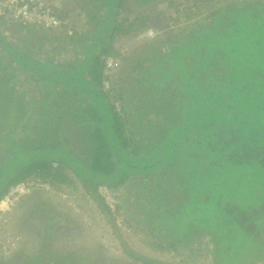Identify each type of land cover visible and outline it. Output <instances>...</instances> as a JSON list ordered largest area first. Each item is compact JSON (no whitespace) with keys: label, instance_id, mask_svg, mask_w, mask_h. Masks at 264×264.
I'll list each match as a JSON object with an SVG mask.
<instances>
[{"label":"trees","instance_id":"trees-1","mask_svg":"<svg viewBox=\"0 0 264 264\" xmlns=\"http://www.w3.org/2000/svg\"><path fill=\"white\" fill-rule=\"evenodd\" d=\"M103 4L107 5L103 8L104 30L86 37L85 41H90L88 44H83L85 42L83 33L75 29L73 25L78 15H81V18H87L84 22L98 18L96 14L89 17L93 10L100 13L95 4L88 5L86 8L79 6V9L74 11L64 3L62 5L53 3L61 19L67 21L59 29L43 30L12 23L18 29L28 28V32L35 31L48 38L55 37L57 40H60L62 36L63 40L67 41L77 37L81 38L83 46L80 51L83 57L75 67L67 65V68H64L61 63L57 66H50V60L44 61L31 57L23 50L11 48L0 33V44L8 48L9 52L14 55V59L24 64L26 72L31 73L39 86L45 84L46 88H50L54 84L64 87L66 94L73 89L90 97L89 104L86 103L89 108L86 113L91 115L87 120L89 128L92 129L90 138L94 142L90 158L84 162V159L78 158L73 150L65 147V138L60 134L62 127L57 126L49 142L39 143L41 141L39 139L36 141L38 144L33 148L57 149L58 146L62 150H56V154L43 159L30 158L26 163L13 164V169L7 175L6 181L0 183V199L11 185L32 178L44 183L49 182L53 186L60 183L71 184V179L66 172L70 168L81 184L86 187L87 192L91 195L97 194L96 198L102 203L105 211L111 212L110 207L98 195L99 186L107 185L119 189L133 175H140L149 183L155 182L152 185L148 184L149 186L145 189L149 191L146 200L150 204L143 211L144 217L146 219L155 217L156 224L162 223L164 233H168L169 237H180L183 231L190 230H186L187 227L192 229L189 239L198 234L202 228L209 230L212 233L214 247L218 250L216 264H242L239 261L242 257L245 260L247 258L251 260L257 254L260 255L261 251L264 252V242L261 240L264 228V194L259 196L257 190L252 192L248 184L244 185L243 175L238 176L235 169L241 163H258L264 166V120L263 118L258 120L259 129L257 130L249 117L252 114L253 116L258 115L259 118L264 112V29L259 26V17L264 14V3L261 4L258 1L254 4L243 2L235 6L228 5L223 10L210 15L213 23L208 32L182 41L177 46L173 45L171 52L165 51L158 54L157 61L147 68L146 74L158 77L154 83L158 97L159 93L166 99L168 96H173L172 100H176L178 108L187 112L186 114L181 112V118L177 121H173L176 119L170 122L162 121L160 115L158 116L159 121H149L151 128L162 133L152 141H148L146 137H138L133 128H127V110L125 111L119 100L120 109H118L113 100L117 96L120 98V93L116 92L110 97L109 89L106 90L103 84V81L109 77L105 74V60L108 55L113 54L111 52L113 46H105L104 37L109 35L112 40L118 32L127 33L139 25L144 26L145 19L150 17L134 16L126 27L124 22L128 18L124 17L115 21L111 32L107 34L109 21L112 22L111 19L113 20V17L119 13L116 6L121 5L122 0H104ZM0 20L12 25L5 16L0 17ZM71 22L74 24L72 25ZM69 28L73 29L71 34L67 31ZM241 48L249 51V55L246 54L245 58H242L239 50ZM137 65L142 66L141 62ZM247 66L252 69L251 74L243 75L238 72V70L242 72ZM224 68L228 70L224 73L229 76L228 81L223 79L224 82L222 81L220 86H217L214 80L222 75L221 70ZM111 89L110 93L114 92ZM172 91L173 95H170ZM40 96L44 98L39 100V107L49 108L50 104L47 101L50 96L48 94L42 95L38 92L33 102L37 104V97ZM33 102L26 104L29 106L28 109L33 107ZM175 104L172 102L168 106ZM162 107L167 106L162 103ZM188 108L191 109L190 112ZM228 109L233 110L230 115ZM154 110L152 108V111ZM190 115L191 118H186ZM63 118L62 115L57 117V124L62 123ZM242 124L249 132L244 136L240 135ZM1 133L3 138L10 139L8 150L11 157L5 163L13 162L12 160L17 155L20 157L25 155V152L28 154V151L20 146L22 140H28L26 131L19 134V139L15 137L18 133H12V136L8 137L5 134L6 131ZM229 136L234 143L231 147H229L230 144L224 143ZM234 146H238L240 150L233 148ZM159 152L160 155H156ZM236 153L238 157L235 156ZM243 156L246 159H239ZM180 158L186 159L190 164L192 163L191 158L197 161L192 167L190 165H188L189 168L183 167L182 176L173 179L174 170L182 165L178 160ZM229 158L233 159L230 161L232 164L230 170L227 168ZM200 171L205 174L204 182L203 179L200 181L198 176ZM260 184L264 186V172L261 175ZM207 189L208 196L205 195V198L208 199V203L210 199H215V206L223 210L225 220L213 218L211 223L208 222L206 225L202 222L195 224L194 221H201L198 217L204 214L198 210L196 212L198 217H194L195 213L192 216L197 208L192 207L191 199L196 198L195 195L200 197L201 193ZM166 190L169 191L166 192ZM175 195L178 196L174 198ZM259 202L262 203L260 207L262 210L255 217L251 213H253V206L256 207ZM241 209L248 211L244 217L240 216L243 214ZM202 211L205 213L207 209ZM164 217L165 221H162ZM248 218L250 222L246 226L244 222ZM224 221L238 231L241 227H246L245 229L251 232L258 250L254 254L251 251L244 253L243 250L236 249V240L232 242L233 236L227 240L222 238L219 230L224 227ZM155 226L150 227V232L156 229ZM126 250L136 260L154 262L153 258L152 260L141 257L129 248Z\"/></svg>","mask_w":264,"mask_h":264},{"label":"rangeland","instance_id":"rangeland-1","mask_svg":"<svg viewBox=\"0 0 264 264\" xmlns=\"http://www.w3.org/2000/svg\"><path fill=\"white\" fill-rule=\"evenodd\" d=\"M48 1L59 5L64 3L74 11L79 9V6L86 8L88 5L95 4L100 13L93 10L89 17L96 14L98 18L84 22V19L87 18H81V15H78L76 23L73 25L71 22L75 29L83 33L84 41L86 37L104 30L103 8H105L104 5L107 6L103 4L104 0ZM258 1L261 4L264 3V0H122V4L116 6L119 13L113 17V20L111 19L112 22L109 21L107 34L111 32L115 21L124 17L128 18L124 22L125 27L134 16L146 15L150 17L145 19L144 26L139 25L127 33L118 32L112 40L109 35L104 37L105 46H113L111 52L116 58L115 68L108 77V84L104 85V88L109 89L110 97L111 94L120 93L121 97L117 96L119 99L117 97L112 99L118 109L122 103V107L125 111L127 110V128H133L138 137H146L148 141H152L162 133L151 128L152 125L148 123L149 121H159L160 117L162 121L170 122L172 119L177 121L181 118V112L183 114L187 112L178 108L176 100H172L173 96H168L166 99L159 93L158 97L154 87L158 77L146 74L147 68L157 61L159 53L171 52L173 45L177 46L182 41L208 32L213 23L210 18L212 13L221 11L231 4L234 6L243 2L254 4ZM259 18V26L264 29V14ZM10 23L14 22L10 21ZM27 30L28 28L18 29L16 25H10L9 22L0 20V33L11 45V48L23 50L29 56L44 61L50 60V66H57L59 63L64 68H67V65L77 66L83 57V53L80 51L81 46L90 42L85 41L82 44L83 40L78 37L67 41L63 40V36L57 40L50 35L48 38L41 33L28 32ZM89 39L91 40V38ZM239 50L242 53V58H245L249 52L248 49L241 48ZM13 56L8 48H4L0 44V167L2 166L0 168V183L6 181L7 175L13 169V164L26 163L30 158L43 159L56 154V150L61 151L62 148L58 146L57 149L33 148L38 144L36 141L39 139H41L39 143L49 142L50 137L55 134L57 126L62 127L60 134L65 138V147L73 150L78 158L84 159V162L88 161L94 146V142L90 138L92 129L89 128L88 121L91 115L86 113L89 110L86 103L90 97L73 89H70L66 94L64 87L54 84L50 88H46L45 84L39 86L31 73L26 72L24 64L14 59ZM139 62L142 66L137 65ZM221 71L222 75L214 80L217 86H220L223 79L228 81L229 78L224 74L228 72L227 69L224 68ZM238 72L249 75L253 71L247 66L242 72L240 70ZM55 86L57 88L53 90ZM110 88L114 92L110 93ZM43 90L45 91L42 92ZM38 92L50 96L47 101L50 104L49 108L39 107V100L44 98L42 96L37 97V104L33 102ZM170 95H173V91ZM171 101L176 104L168 106L172 103ZM29 102L34 104L31 109L26 106ZM162 103L167 107H162ZM152 108L155 110L152 111ZM187 110L191 111L189 108ZM232 111L228 109V114L230 115ZM60 115L64 118L61 120L62 123L57 124V117ZM159 115L160 117H158ZM249 117L258 130L257 122L261 118L264 120V112L259 118L258 115L253 116L252 114ZM3 131H6L7 137L12 136V133H18L15 136L16 139H19V134L26 131L28 140L23 138L20 146H23L28 154L25 152L26 154L20 157L17 155L12 160L13 162L5 163L11 154L8 150L10 139L2 137L1 132ZM247 132L246 127L242 124L240 135L244 136ZM224 143L230 144L229 147L234 144L230 136ZM233 148L240 150L238 146ZM156 155H160V152ZM235 156L238 157L237 153ZM239 159H246V157L243 156ZM178 160L182 165L177 166L174 170L173 179L182 176L183 167L187 168L188 165L192 167L197 161L191 158L192 163L190 164L184 158ZM231 160L233 159L229 158L227 163L229 170L232 168ZM236 169L238 176L243 175L244 185L248 184L252 192L257 190L259 196L264 194V186L260 184L264 166H260L258 163H241ZM66 172L71 179V184L60 183L53 186L47 182L43 186H35L8 211L6 216L8 220L5 222L8 228L6 231L0 230V264H216L218 250L214 247L212 233L209 230L202 228L198 234L189 239L192 229L187 227L186 230L190 229L189 231H183V235L180 237L171 238L168 233H164L162 223L156 224L155 217L150 219L144 217L143 211L150 204L146 200L149 191L145 189L149 186L148 184H155L154 181L149 183L146 178L133 175L121 185L119 187V210L121 213L115 215L105 211L102 203L96 198L97 194H89L70 168ZM198 176L200 181L206 178L202 171ZM32 179L29 181L38 183L37 180ZM39 184L41 183L39 182ZM168 191L166 190V192ZM205 195L208 196V189L202 192L200 197L195 195L196 198L192 197L193 200L191 199L192 207L197 208L192 216L195 213L194 217H198L196 216L198 210H201L200 212L205 215L198 217L201 221H194L195 224L202 222L203 225H206L208 222L211 223L213 218L225 220L223 210L215 206V199H210L208 203ZM245 195L247 196V194ZM177 196L175 195L174 198ZM260 202L256 207L253 206L251 214L255 217L262 210ZM202 208L207 211L204 213ZM240 211L243 213L240 215L241 217H244V214L248 212L247 209ZM210 217L212 219H208ZM246 220L244 223L248 226L250 220L249 218ZM162 221H165V217ZM223 225L224 227L219 230L222 238L227 240L233 236L232 242L236 240V249L243 250L244 253L251 251L253 254L258 250L251 232H248L246 227H241L238 231L226 221ZM236 225L238 226V224ZM152 226H155L156 229L150 232ZM174 227L178 226L174 225ZM17 236L22 237L23 242L21 240H18L17 244L7 242L9 237ZM261 240L264 242V228ZM126 248L141 257L153 258L154 262L136 260L130 256ZM236 260L239 259L236 258ZM239 261L242 264H264V252L261 251L260 255L257 254L251 260L249 258L245 260L242 257Z\"/></svg>","mask_w":264,"mask_h":264},{"label":"built area","instance_id":"built-area-1","mask_svg":"<svg viewBox=\"0 0 264 264\" xmlns=\"http://www.w3.org/2000/svg\"><path fill=\"white\" fill-rule=\"evenodd\" d=\"M55 6L48 0H0V17H6L11 22L23 26H32L41 29H59L62 25L67 23L62 20L56 12ZM69 34L73 29L67 30ZM113 55H108L105 60V74L110 76L112 70L115 68L116 61ZM108 79V78H107ZM103 81L104 85L108 84V80ZM38 183L26 180L17 184L11 185L9 191L0 199V230L6 231L8 228L5 222L8 220L7 213L22 196L31 192L35 186H43L45 184L41 180ZM39 182L41 184H39ZM98 195L103 198L106 204L110 207L111 212L115 215L121 213L119 210L120 191L118 188H113L107 185H100L98 188ZM119 223V221L117 220ZM120 224V223H119ZM22 237H9L7 242L10 244H17V241ZM9 247V246H5ZM9 252V249L7 250Z\"/></svg>","mask_w":264,"mask_h":264}]
</instances>
